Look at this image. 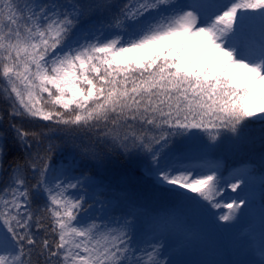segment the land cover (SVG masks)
<instances>
[{"label": "snow or ice", "instance_id": "1", "mask_svg": "<svg viewBox=\"0 0 264 264\" xmlns=\"http://www.w3.org/2000/svg\"><path fill=\"white\" fill-rule=\"evenodd\" d=\"M0 101V264H175L89 169L137 162L182 207L244 216L247 171L209 156L264 123V0H0ZM182 217L154 224L188 236Z\"/></svg>", "mask_w": 264, "mask_h": 264}, {"label": "rangeland", "instance_id": "2", "mask_svg": "<svg viewBox=\"0 0 264 264\" xmlns=\"http://www.w3.org/2000/svg\"><path fill=\"white\" fill-rule=\"evenodd\" d=\"M209 159H215L225 176L233 173H243L245 170L247 171L249 186L246 192H241L240 194L247 195V198L251 202L250 209H245L246 214L239 217L232 224H226L218 220L219 212L226 211V209L205 208L206 211H209L213 226L221 230L222 238L217 240L216 245L212 248L218 256L215 262L211 261L207 247V232H204L201 228L200 222L196 218V212L191 209H185L181 205H176L171 199L161 202V207L158 211L147 214L130 208L131 205L126 203L125 200L116 198L113 202L114 204H119V207L114 213H109V216L119 217L122 213L134 210L137 214L134 233L135 239L138 241L152 240L154 238L159 239L163 245V256L161 259L165 262L171 259L175 264H258L261 259L260 213L262 203H257V197L264 192V187H262V184H264V175L253 174L246 165L225 166L224 159L218 154L217 150L210 154ZM139 168L145 176L142 168L140 166ZM145 178L147 177L145 176ZM97 180L104 186L103 189H97V191H103L104 193L101 199L115 198L108 196L107 182L100 178H97ZM148 181L150 180L148 179ZM2 186L3 184L0 182V187ZM236 195L237 193H232L230 190H227L223 200L230 201ZM96 208L99 209L100 205L97 204ZM173 210L177 212L183 211L182 219L185 221L186 228L191 230L190 235L186 236L183 232L176 231L172 228L162 230L154 224L155 217L162 216L166 212ZM213 213H216V215H213ZM96 214L97 216L102 215L100 212Z\"/></svg>", "mask_w": 264, "mask_h": 264}, {"label": "trees", "instance_id": "3", "mask_svg": "<svg viewBox=\"0 0 264 264\" xmlns=\"http://www.w3.org/2000/svg\"><path fill=\"white\" fill-rule=\"evenodd\" d=\"M5 108L3 101H0V110ZM20 122V121H17ZM23 127L25 129H32L34 125L27 121H23ZM44 123V122H41ZM5 123L0 125V131H3ZM264 129V123L255 122L250 125V135L253 137L254 142L244 143L240 147H232L230 145H222L217 152L224 157L226 166L246 165L253 174L264 175V146L260 143V133ZM83 140L81 136L78 142ZM57 143H60L57 140ZM59 150L54 153L53 160L59 157ZM23 153L18 144L12 139L11 132L8 133V138L5 141V168L8 166V162L16 157H22ZM6 174V173H5ZM89 174L95 175L107 181L108 195L125 200L130 204L132 209L140 211L141 213L150 214L156 212L161 207V202H165L167 199H171L176 205V198L170 194L163 192L159 187L154 186L152 182L148 181L143 173L140 171L137 162L120 161L115 165H108L105 168H90ZM127 196L128 199H123ZM262 194L259 195L258 203H264L261 199ZM185 209H191L190 207H184ZM196 216L199 218L203 229L207 232L209 244L212 248L216 245L217 240L221 239V230L216 229L212 224V219L209 213L203 209H197ZM215 257V254L212 253Z\"/></svg>", "mask_w": 264, "mask_h": 264}]
</instances>
